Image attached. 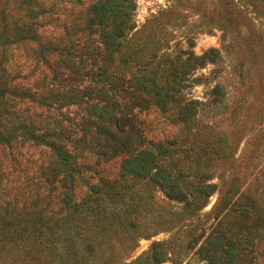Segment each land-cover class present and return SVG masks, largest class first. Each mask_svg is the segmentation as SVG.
Instances as JSON below:
<instances>
[{"label": "rangeland", "instance_id": "rangeland-1", "mask_svg": "<svg viewBox=\"0 0 264 264\" xmlns=\"http://www.w3.org/2000/svg\"><path fill=\"white\" fill-rule=\"evenodd\" d=\"M90 1L63 0L54 7L60 20L82 12ZM129 4L126 15L114 18L129 24L122 27L113 67L125 76L154 72L158 81L177 75L166 110L150 104L136 116L151 144L166 148L158 160L186 196L167 198L148 174H119L120 157L106 164L108 171L84 173L78 196L87 191L85 182L99 184L92 192L93 222L82 235L92 244L88 264H146L135 258L153 249L165 256L152 264H210L198 246L212 228L242 242L249 257L244 264H264V0ZM59 20L45 35L60 32ZM31 45L29 40L8 45L9 69L32 67ZM203 52L205 63L192 67ZM35 75L36 70L29 80ZM186 100H192L193 111L180 119ZM73 110L70 106L68 114ZM46 151L42 144L23 149L20 166L32 171ZM207 182L216 184L213 192L196 189Z\"/></svg>", "mask_w": 264, "mask_h": 264}, {"label": "trees", "instance_id": "trees-1", "mask_svg": "<svg viewBox=\"0 0 264 264\" xmlns=\"http://www.w3.org/2000/svg\"><path fill=\"white\" fill-rule=\"evenodd\" d=\"M61 1L0 0V264H88L92 244L82 235L92 225V192L99 184L85 182L87 191L79 196L75 189L84 173L108 171L114 157H120L119 174H148L167 198L186 196L158 160L166 148L151 144L136 116L150 104L166 110L177 75L158 81L154 72L125 76L113 67L122 27L129 24L114 18L128 13L129 0H91L82 12L59 20L54 6ZM57 20L60 32L45 35ZM20 40L34 42L33 65L25 72L6 63L8 45ZM205 60L203 52L192 67ZM191 101L182 104L178 118L193 111ZM70 106L77 118L68 114ZM39 144L47 151L27 172L20 166L22 151ZM215 185L196 189L209 194ZM248 202L255 206L253 198ZM223 233H207L198 246L202 257L210 264H244L245 246ZM164 256L153 249L135 261L152 264Z\"/></svg>", "mask_w": 264, "mask_h": 264}]
</instances>
